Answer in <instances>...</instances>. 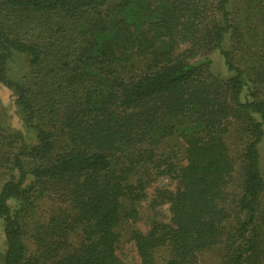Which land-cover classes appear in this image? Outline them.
Instances as JSON below:
<instances>
[{"label":"trees","instance_id":"16d2710c","mask_svg":"<svg viewBox=\"0 0 264 264\" xmlns=\"http://www.w3.org/2000/svg\"><path fill=\"white\" fill-rule=\"evenodd\" d=\"M0 84V264H264V0H0Z\"/></svg>","mask_w":264,"mask_h":264},{"label":"rangeland","instance_id":"374dc122","mask_svg":"<svg viewBox=\"0 0 264 264\" xmlns=\"http://www.w3.org/2000/svg\"><path fill=\"white\" fill-rule=\"evenodd\" d=\"M228 47V46H227ZM212 60V71L215 75L223 79H228L232 76V73L227 69L225 65L224 57L218 52H214L210 55ZM19 66V65H18ZM0 119L3 121L6 127L11 130L21 132L26 140L29 142H34V135L24 127L21 117L18 115L17 108L14 105L13 93L0 84ZM229 146L231 148L232 156L236 159L239 154V144L234 140L233 136L228 138ZM260 154H261V164L264 174V140L260 144ZM174 189V183L169 179L161 178L153 187L149 190L148 198L139 205V213L141 221L137 224L138 227L145 231L150 222L148 220L151 218L157 220L168 221L170 217L169 206L167 204L154 205L152 200L155 197V189ZM6 246L3 237L2 227L0 225V253L4 252ZM120 258L123 264H140L135 247L132 242L128 240L124 241V244L120 247L119 251ZM223 255L219 250H212L206 252L200 256L201 264H223Z\"/></svg>","mask_w":264,"mask_h":264}]
</instances>
